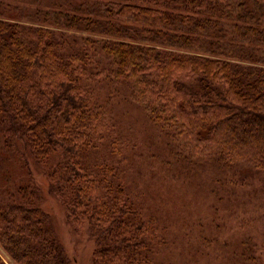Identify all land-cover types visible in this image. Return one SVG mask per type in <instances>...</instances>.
I'll return each mask as SVG.
<instances>
[{
  "label": "trees",
  "instance_id": "1",
  "mask_svg": "<svg viewBox=\"0 0 264 264\" xmlns=\"http://www.w3.org/2000/svg\"><path fill=\"white\" fill-rule=\"evenodd\" d=\"M139 122L184 178L206 162L227 194L247 174L264 183V0H0V247L11 264H73L45 194L88 233L93 264H210L188 235L169 240L133 187ZM240 244L225 264H264V248Z\"/></svg>",
  "mask_w": 264,
  "mask_h": 264
},
{
  "label": "rangeland",
  "instance_id": "2",
  "mask_svg": "<svg viewBox=\"0 0 264 264\" xmlns=\"http://www.w3.org/2000/svg\"><path fill=\"white\" fill-rule=\"evenodd\" d=\"M139 125L141 123L134 125L140 133L137 135L139 153L134 162V176L130 180L133 187L154 203V207L149 208L153 211L155 208L156 218L166 225L165 235L169 240L179 244L188 235L191 240L189 246L203 245L208 249L211 256L204 260L210 264H225L231 249L243 240H251L260 249L264 248V183L257 179V174H247L249 186L237 187L230 194L226 193V174L209 163L197 162V166L193 165V168L196 166V174L184 178L177 164L169 158L161 140ZM29 166L34 178L42 180L41 172L32 162ZM246 172L242 170L238 173L245 176ZM167 174H173L169 175V182L159 179L158 183L161 180L162 185L154 186L156 178H168ZM149 191H152L151 197ZM42 206L50 214L53 228L73 264H93L95 245L88 233L73 229L64 208L53 197L45 194ZM0 256L11 264L10 257L1 247Z\"/></svg>",
  "mask_w": 264,
  "mask_h": 264
}]
</instances>
